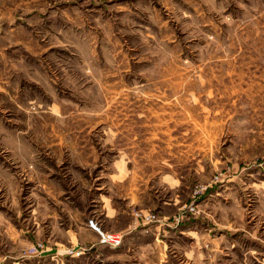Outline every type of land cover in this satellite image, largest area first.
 <instances>
[{"label":"rangeland","instance_id":"rangeland-1","mask_svg":"<svg viewBox=\"0 0 264 264\" xmlns=\"http://www.w3.org/2000/svg\"><path fill=\"white\" fill-rule=\"evenodd\" d=\"M162 207L171 264H264V0H0V264H104Z\"/></svg>","mask_w":264,"mask_h":264},{"label":"crops","instance_id":"crops-1","mask_svg":"<svg viewBox=\"0 0 264 264\" xmlns=\"http://www.w3.org/2000/svg\"><path fill=\"white\" fill-rule=\"evenodd\" d=\"M167 205L169 206L170 204L167 203ZM105 207L106 211L104 213V216L106 220L111 225L119 224L121 219V213L119 212V210H116L108 205H106ZM164 209L165 210H163L162 207V211L160 212L162 216V222L159 224L152 225L149 228V234H143V231V233H136L133 231L128 232L127 229L130 222L120 225L119 228L112 227L113 231L116 230V232H125L127 234L125 236L123 249H121L122 251L119 256L117 258H113L107 256V254L104 259V264H171V261H174V259H176L177 253H174L175 256L173 253H170V246L165 241H162L161 237L167 236V239H170L171 237L175 236V234L178 232L177 229L180 228H176L175 225L170 222V219L173 217V214L169 210V208L164 207ZM185 223L186 225L182 227L186 229H184V231H180V233L185 234L186 232L187 234H189V232L192 231V234H195V232L193 231L194 228L189 225V222H187L186 220ZM82 229L83 230L80 232L79 235V237L82 238L81 242L90 241V243H92L94 247L102 246L97 243L99 239V233L96 230L88 227ZM186 230H188L189 232H187ZM145 238H147L148 240L145 241ZM196 249L197 246H194L193 248L186 250V252L184 253V257H186L189 261L193 260L197 264H200L202 259V253H199V251ZM190 255L192 256L190 257ZM59 261L64 263L63 260Z\"/></svg>","mask_w":264,"mask_h":264},{"label":"built area","instance_id":"built-area-1","mask_svg":"<svg viewBox=\"0 0 264 264\" xmlns=\"http://www.w3.org/2000/svg\"><path fill=\"white\" fill-rule=\"evenodd\" d=\"M137 216H140L137 214ZM145 219L147 221H152V218L149 215L145 216ZM96 231L100 234V245H119L123 240V235L119 233H110V232H103L100 231L96 226L93 227ZM76 250V249H75ZM80 252L77 253V256H80L81 253H83V249H79Z\"/></svg>","mask_w":264,"mask_h":264}]
</instances>
